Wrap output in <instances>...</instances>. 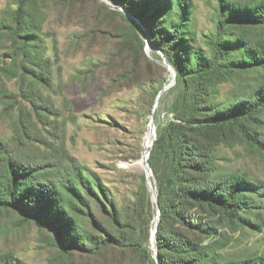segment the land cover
<instances>
[{
  "label": "rangeland",
  "instance_id": "1",
  "mask_svg": "<svg viewBox=\"0 0 264 264\" xmlns=\"http://www.w3.org/2000/svg\"><path fill=\"white\" fill-rule=\"evenodd\" d=\"M22 1L0 0V148L36 169L45 184H70L75 192L62 191L41 224L2 211L0 261L147 264L146 252L159 264L154 175L150 167L148 174L124 164L144 157L146 165L159 130L180 123L173 107L181 88L158 46L169 44L168 50L183 60L187 51L192 61L197 54L208 57L205 37L215 30L217 0H187L192 42L181 45V35L171 37L168 31L170 19L162 3L157 10L143 0H25L19 32L15 16ZM246 32L264 39V30ZM32 39L38 40L40 55L34 53L38 67L28 68L22 58L26 47L35 44L29 43ZM199 89L198 109L213 110L196 113L203 118L256 101L263 87L258 74L237 72L207 78ZM242 124L256 140L245 138L234 124L205 132L193 125L183 132L199 147L206 169L203 174L185 171V188H208L222 197L227 194L224 180L236 177L256 184L255 192L264 191V111ZM150 126L152 145L145 149ZM241 197L247 204L239 219L219 208L176 201L177 215L168 218L163 240H175V234L219 264L263 258L264 211L257 207L255 193L242 192ZM109 236L115 245L92 251V244ZM60 242L78 247L67 252ZM180 258L192 260L194 253Z\"/></svg>",
  "mask_w": 264,
  "mask_h": 264
},
{
  "label": "trees",
  "instance_id": "2",
  "mask_svg": "<svg viewBox=\"0 0 264 264\" xmlns=\"http://www.w3.org/2000/svg\"><path fill=\"white\" fill-rule=\"evenodd\" d=\"M143 1L148 5H155L157 10L160 9L158 5L162 3L161 5L165 6V15L170 19L168 31L170 30L172 33L171 37L181 35V38H178L180 45L192 42L187 37L192 31L189 24L191 14L187 0ZM243 1L245 2L243 3ZM121 2L123 3V0ZM24 4L25 0L20 3L15 16V29L19 32L22 31ZM215 23L214 32L205 37L210 55L207 57L197 54L193 59L195 63L192 61L193 54L190 51L184 53L185 60H183L181 56L176 58L171 49L168 50L169 44H165L166 49L163 46H158L175 70L178 86L181 88L173 107L175 120L180 123L170 122L165 128L159 130L147 160L156 181L157 201L160 207V220L156 236L159 264H166L165 261H169L171 264H219L216 259H208L207 256L200 255L202 252L190 249V245L179 240L175 234H173L175 240H163L168 218L172 214L177 215L174 207L176 201H182L183 204L194 202L207 208H219L229 218L239 219L247 204L244 197H241V193L248 192L255 193L259 199L258 202H260L257 207L264 211V191L255 192L256 184L241 178L225 179L227 194L222 197L214 196V193L209 192L208 188L199 191L190 190L184 186L189 183L184 178L185 171H194L198 174L206 173L205 162H202L204 157L199 154V147L196 146V143L193 140H188L183 134L186 129H190L194 125V130L205 132L218 126L234 124L245 138L253 141L256 140L254 135L242 123L245 120L255 121L256 117L264 111V39L250 38L249 32H246V30H264V0H217ZM227 29H230L232 34H228ZM230 36L233 37L231 41L228 38ZM29 43L35 44L26 45L22 58L23 65H28L26 66L28 68L30 66L38 67L34 66V53H37V56L40 55L38 40L32 39ZM41 64L44 66L45 63L41 62ZM38 69L42 71L43 68L39 67ZM237 72L258 74V82L263 89L256 94V101L244 102L238 107L227 109L226 112H214V114L203 118L196 116L198 111H201V115L203 112L213 111L209 108L203 111L198 109L200 104L198 100L199 87L202 82L207 78H222ZM41 74L40 72L39 75ZM199 123L206 124L200 125ZM185 157H187L185 161H188V166H182ZM189 157H191V162L188 160ZM77 175L80 177V174ZM140 181L141 188L146 191L145 177L141 176ZM65 190L75 192L70 184H62L58 187L54 184H45L36 169L20 164L11 157L6 147L0 148V213L15 211L25 215L27 219H35L38 224H41L44 216L54 210V206L58 204L62 195L61 192ZM262 219V223H264V216ZM114 220L117 221L116 216ZM115 243V238L109 236L100 244H92L91 249L94 251L107 248ZM69 245L66 247L65 243L60 242V246L67 252L78 247L74 243ZM190 253H194L192 260L180 258L182 255ZM145 256L147 264H155L148 253L145 252ZM0 262V264H22L11 259H4ZM231 264H264V257Z\"/></svg>",
  "mask_w": 264,
  "mask_h": 264
},
{
  "label": "bare ground",
  "instance_id": "3",
  "mask_svg": "<svg viewBox=\"0 0 264 264\" xmlns=\"http://www.w3.org/2000/svg\"><path fill=\"white\" fill-rule=\"evenodd\" d=\"M152 130H153V128H152V126H150V130H149L147 136L145 137V141H144V148L145 149H148L151 146V142H152V132L151 131ZM145 153H146V151L144 152L143 155H145ZM124 165L126 168L134 170V171H138V172L147 171L148 172V169H147L145 162H144V157H142L141 159H139L137 161L126 162ZM148 174H149V172H148ZM153 235H154V232H153Z\"/></svg>",
  "mask_w": 264,
  "mask_h": 264
},
{
  "label": "water",
  "instance_id": "4",
  "mask_svg": "<svg viewBox=\"0 0 264 264\" xmlns=\"http://www.w3.org/2000/svg\"><path fill=\"white\" fill-rule=\"evenodd\" d=\"M146 167L148 168V171L151 173V171H150V169H149V166H148L147 162H146Z\"/></svg>",
  "mask_w": 264,
  "mask_h": 264
},
{
  "label": "built area",
  "instance_id": "5",
  "mask_svg": "<svg viewBox=\"0 0 264 264\" xmlns=\"http://www.w3.org/2000/svg\"><path fill=\"white\" fill-rule=\"evenodd\" d=\"M151 145H152V142H151ZM149 155V153H147V156Z\"/></svg>",
  "mask_w": 264,
  "mask_h": 264
}]
</instances>
